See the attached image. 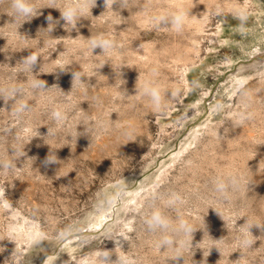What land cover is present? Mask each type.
Returning a JSON list of instances; mask_svg holds the SVG:
<instances>
[{
    "label": "rangeland",
    "instance_id": "374dc122",
    "mask_svg": "<svg viewBox=\"0 0 264 264\" xmlns=\"http://www.w3.org/2000/svg\"><path fill=\"white\" fill-rule=\"evenodd\" d=\"M0 264H264V0H0Z\"/></svg>",
    "mask_w": 264,
    "mask_h": 264
},
{
    "label": "bare ground",
    "instance_id": "6f19581e",
    "mask_svg": "<svg viewBox=\"0 0 264 264\" xmlns=\"http://www.w3.org/2000/svg\"><path fill=\"white\" fill-rule=\"evenodd\" d=\"M241 10V9H240ZM258 11H262L261 9H258ZM242 14H245V11L244 10H241L240 11ZM223 31H224V29H223V27L222 26H219L214 32H213V38H212V43H213V45L215 46V45H217L218 43H223L224 41L222 40V38H221V35H222V33H223ZM219 45V44H218ZM217 45V46H218ZM214 49V48H213ZM194 66V65H193ZM209 66V65H208ZM185 68H188V66H185ZM191 68V67H190ZM193 69V68H192ZM192 69H191V71H192ZM190 71V72H191ZM189 72V73H190ZM189 75V74H188ZM187 75V76H188ZM240 80H243V78H241ZM189 81V80H188ZM241 82V81H240ZM186 105V104H185ZM184 105V106H185ZM185 108H187V107H185ZM160 122V124H161V127H163L164 126V123L162 122V121H159ZM167 126V125H166ZM165 128V127H164ZM201 132H199V131H195L189 138H188V140L187 141H185L184 142V144H183V146H182V148H181V150L179 151V153H177V154H175L174 155V159H176V158H179V156H181L180 154L182 153V154H184L183 153V151L184 150H186V149H188V147L192 144V142L198 137V135L200 134ZM198 139V138H197ZM173 159V160H174ZM129 196V195H128ZM134 199L136 198V196L135 197H133ZM106 219H107V217H106ZM104 223V221L103 222H101L100 224H103ZM27 226V225H26ZM27 228V227H26ZM22 234V233H21ZM40 234H41V231L38 229V228H34V227H30L29 226V228H27V230H26V232H25V235H24V237H27V239H28V241L30 242V241H33L34 239H36V238H38L39 236H40ZM21 238V237H20ZM27 241V242H28ZM24 242V241H23ZM27 245L29 244V243H26ZM74 246V245H73ZM27 247V246H26ZM25 251V250H24Z\"/></svg>",
    "mask_w": 264,
    "mask_h": 264
}]
</instances>
